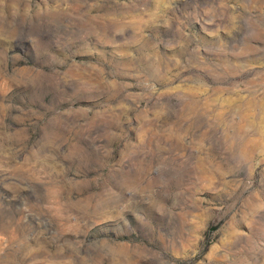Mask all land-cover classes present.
I'll return each mask as SVG.
<instances>
[{"label":"rangeland","instance_id":"374dc122","mask_svg":"<svg viewBox=\"0 0 264 264\" xmlns=\"http://www.w3.org/2000/svg\"><path fill=\"white\" fill-rule=\"evenodd\" d=\"M0 264H264V0H0Z\"/></svg>","mask_w":264,"mask_h":264}]
</instances>
